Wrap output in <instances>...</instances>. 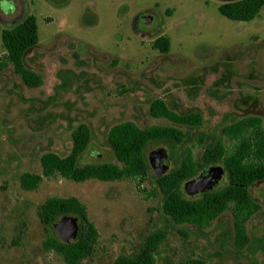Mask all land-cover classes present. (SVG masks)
Instances as JSON below:
<instances>
[{
	"label": "rangeland",
	"instance_id": "1",
	"mask_svg": "<svg viewBox=\"0 0 264 264\" xmlns=\"http://www.w3.org/2000/svg\"><path fill=\"white\" fill-rule=\"evenodd\" d=\"M43 1L0 0V32L33 13L40 23V38V27L52 24L57 19L44 7H62L56 4L57 1ZM216 1L223 3L227 0ZM75 2H81L80 8L88 7L94 16L100 17V22L91 26L92 32L101 35L109 30L102 19L109 12L105 0H73ZM120 3L125 12L121 23L130 25L132 29L131 24L135 22L134 31L141 38L140 51L132 54L125 50L122 57H114L97 51L87 43L94 53L104 56L97 58V68L103 73L114 72L117 85H124L122 92L136 87L140 93L119 97L120 93L116 91L92 88L88 83V74L74 76L63 72L66 83L55 88L54 97L42 102L25 99L21 88L12 82H0V264H66L59 254L44 246L48 237H57L53 228L41 224L36 212V204L48 197L77 198L85 206L87 217L97 230L94 252L79 264H109L116 255L135 248L147 234L157 230L165 231L167 238L156 251L155 264H263L264 184L252 191L258 199L260 210L246 223L250 243L242 250H237L233 243L229 210L203 229L175 224L166 217L161 212V197L151 167L142 181L124 178L113 182L96 179L74 182L54 174L43 177L34 190H24L19 186L17 179L22 173L41 172L39 158L42 154L53 152L64 157L70 152L71 131L79 123L87 124L91 131L90 143L79 164L117 163L106 140L109 128L122 121H133L140 126L169 124L166 119L148 115L149 102L162 96L152 88L169 79L201 85L204 79L214 77L216 94L213 95L222 100L230 98L231 78H264V8L252 20L242 22L221 16L213 0H120ZM167 7L174 9L171 19L166 17L170 10L164 13ZM75 8L79 11V3ZM139 16H144L146 21H140ZM83 17L79 15L81 21ZM218 21L221 24L242 25L243 31L251 29L254 33L228 47L231 38L217 26ZM164 25L170 26L173 44L172 52L166 56L153 51L151 47L153 39L164 32ZM194 30L202 32L201 35ZM60 33L83 40L59 31L39 41V47H52ZM204 39L215 41L219 52L215 55L208 53L207 48L199 45ZM192 45L198 47L192 51V58L187 59ZM3 54L0 37V57ZM112 60L116 65L112 64ZM28 62L46 76L39 55L30 56ZM129 74H138L140 81H129ZM6 78L0 72V81ZM96 81L98 78H95ZM165 96H168L167 92ZM211 96H205L203 102L209 103ZM169 101L171 108L178 112L189 110L175 96H169ZM223 102L220 114L223 116L206 117L209 121L197 132L204 131L211 124L219 129L221 125L251 113L259 115L264 128V88L239 86L238 96ZM210 103L213 104L212 101ZM197 134L180 147H169L163 142L149 143L145 155L147 157L150 151L157 148H165L169 156V171L177 164L185 146L192 149L195 157L199 154ZM222 141L228 149L232 148L233 142L227 137L223 136ZM224 181L223 175L218 185Z\"/></svg>",
	"mask_w": 264,
	"mask_h": 264
},
{
	"label": "trees",
	"instance_id": "2",
	"mask_svg": "<svg viewBox=\"0 0 264 264\" xmlns=\"http://www.w3.org/2000/svg\"><path fill=\"white\" fill-rule=\"evenodd\" d=\"M262 7L264 0H228L218 6V12L228 20L248 22ZM91 20L87 17L86 24H92ZM0 37L4 50L0 57V72L7 76L0 82L18 85L25 99L46 102L54 97L55 88L66 83L63 72L74 76L88 74V83L92 88L116 91L120 93L119 97L141 92L136 87L129 92H122L124 85H117L114 72L103 73L97 68V58L104 56L94 53L93 48L83 40L60 33L55 37L52 47H39L36 18L32 14L3 28ZM169 46V39L164 35L157 36L152 42V47L162 56L168 55ZM34 54L39 55L43 61L45 77L28 62L29 57ZM112 64L116 65V62L112 60ZM4 69L9 70L3 71ZM127 76L129 81H140L138 74ZM95 78H98L97 84ZM230 83V98L222 100L214 97V77L204 79L201 85L169 79L159 86L151 87L162 96L149 102L148 115L166 119L169 124L140 126L133 121L114 124L109 128L106 140L117 163L79 164V159L91 140L88 125L79 123L71 131L70 152L64 157L53 152L42 154L39 158L41 172L22 173L17 179L19 186L24 190H34L43 177L54 174L74 182L90 179L113 182L124 178H138L142 181L148 176L150 169L145 155V148L149 143L163 142L169 147H180L193 140L194 134L198 133L196 141L200 147L199 154L195 157L192 149L185 146L177 164L164 175L155 176V185L161 197V212L175 224H188L203 229L229 210L232 215L233 243L237 250H242L250 243L246 223L260 210L258 199L252 191L264 184V128L261 119L257 113H251L221 125L219 129L211 124L204 131L197 132L209 121L206 117L223 116H220L223 101L237 97L239 86L264 88V78L235 77L230 79ZM166 92L168 96H165ZM206 94L212 95L213 104L211 101L203 102ZM169 96H175L189 110L178 112L171 108ZM200 101L201 104L198 105ZM223 136L233 142L232 148L228 149L224 145ZM211 165L223 167L225 181L211 191L187 196L182 188L183 183L198 176ZM36 212L41 224L49 228H53V224L65 215L74 216L78 220L79 229L74 242L65 243L58 237H48L44 242L45 248L59 254L66 264H79L92 255L98 233L87 217L85 206L77 198L48 197L36 204ZM166 238L167 233L163 230L151 232L139 245L119 253L109 264H155L156 251Z\"/></svg>",
	"mask_w": 264,
	"mask_h": 264
},
{
	"label": "crops",
	"instance_id": "3",
	"mask_svg": "<svg viewBox=\"0 0 264 264\" xmlns=\"http://www.w3.org/2000/svg\"><path fill=\"white\" fill-rule=\"evenodd\" d=\"M38 3L45 2L43 0H38ZM49 1V0H48ZM214 4L216 5V9L218 12V6L221 4L220 2L213 0ZM228 1V0H227ZM50 2V1H49ZM55 3V2H54ZM79 3V11L76 10V6ZM107 3L109 12L105 15V17L102 19L107 23L109 30L106 33H102L101 35L92 32L91 26L96 25L100 22L99 16H94L90 9L86 7L85 9L80 8L81 2H75L73 3V0H63V1H57V5H62L59 9L55 7H44V10L48 13H51L54 18L57 16V19L52 24H48L45 26H39L40 27V38L38 34V18L35 14L32 13V15L36 18V25H37V34H38V42L44 40V38L47 37V35H52L53 33H57L59 31H65L70 33L71 35L83 39L86 42H88L90 45H92L97 51L108 53L114 57H122L123 52L126 50L129 53L135 54L138 51H140V42L141 38L137 36L135 29V22L131 24L132 29L130 28V25L125 26L122 25L121 21L125 17V12L123 11V7L120 6V0H105V4ZM51 4H53L51 2ZM53 4V5H56ZM157 5V3H156ZM264 8V7H262ZM261 9V8H260ZM170 10L171 12L169 15H165L168 19L172 17L174 13V9L167 7L164 11V13ZM219 13V12H218ZM220 14V13H219ZM79 15H83V20L79 19ZM222 16V15H221ZM92 19V24L87 25L86 24V18ZM135 21V20H134ZM223 25V26H221ZM219 28H222L225 32L229 34V37L231 40L228 42L227 46H231L233 44L242 42L245 38L247 39L251 34L254 33L251 29L244 30L242 25H234V24H221L218 21ZM165 30L162 32V34L169 39V52H172L173 44L171 45V29L169 25H164ZM193 32H197L201 35L202 32L199 30H194ZM137 40H136V39ZM188 39L190 38L187 37ZM155 39V38H154ZM153 39V40H154ZM139 41V42H138ZM153 42V41H152ZM177 43V42H176ZM200 46L207 48L208 53H212V55H215L216 52H219V47L216 46L215 41H207L203 40L199 44ZM152 47V43H151ZM198 47V45H192L190 54L188 58H192V51L194 48ZM153 51H158L152 47Z\"/></svg>",
	"mask_w": 264,
	"mask_h": 264
},
{
	"label": "water",
	"instance_id": "4",
	"mask_svg": "<svg viewBox=\"0 0 264 264\" xmlns=\"http://www.w3.org/2000/svg\"><path fill=\"white\" fill-rule=\"evenodd\" d=\"M140 21H146L144 16H139ZM149 96V95H147ZM149 166L153 169L155 176L164 175L169 168V158L165 148H157L147 154ZM224 174L221 165H211L203 169L198 176L183 183V191L187 196L216 189ZM78 220L74 216L65 215L53 224L58 239L65 243H72L78 234Z\"/></svg>",
	"mask_w": 264,
	"mask_h": 264
},
{
	"label": "flooded vegetation",
	"instance_id": "5",
	"mask_svg": "<svg viewBox=\"0 0 264 264\" xmlns=\"http://www.w3.org/2000/svg\"><path fill=\"white\" fill-rule=\"evenodd\" d=\"M168 155V154H167ZM147 158V157H146ZM168 158H169V156H168ZM148 162V161H147ZM150 167V166H149Z\"/></svg>",
	"mask_w": 264,
	"mask_h": 264
}]
</instances>
